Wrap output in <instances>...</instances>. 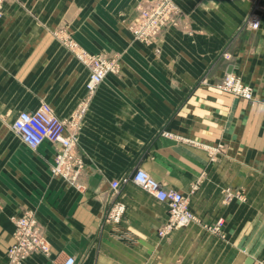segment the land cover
I'll list each match as a JSON object with an SVG mask.
<instances>
[{
	"label": "crops",
	"instance_id": "crops-1",
	"mask_svg": "<svg viewBox=\"0 0 264 264\" xmlns=\"http://www.w3.org/2000/svg\"><path fill=\"white\" fill-rule=\"evenodd\" d=\"M148 1H4L0 264H9L12 219L23 211L35 215L49 255L22 264H264V1L173 0L179 25L158 47L127 30ZM59 29L85 51L119 59L89 99V71L56 38ZM226 74L253 98L218 90ZM42 104L61 120L85 107L79 188L52 175L56 146L32 150L11 130L19 113ZM136 170L187 196L192 221L160 235L164 203L132 183L113 194L111 182ZM114 204L125 208L118 225L106 220Z\"/></svg>",
	"mask_w": 264,
	"mask_h": 264
},
{
	"label": "built area",
	"instance_id": "built-area-1",
	"mask_svg": "<svg viewBox=\"0 0 264 264\" xmlns=\"http://www.w3.org/2000/svg\"><path fill=\"white\" fill-rule=\"evenodd\" d=\"M4 1L0 0V19L3 17ZM180 17L181 10L172 0H151L139 7L135 20L128 24L127 30L136 41L146 46L158 47L163 33L170 27L178 26ZM258 25L256 17L251 15L248 27L257 30ZM60 41L89 71L86 84L87 99L92 96L107 75L118 72L119 64L114 54H89L68 36L60 37ZM215 87L222 92L246 100L253 98L251 87L232 74L224 75ZM84 110L83 106L70 120H61L53 114L47 104H42L33 112L19 113L10 125L11 130L32 150L44 142L56 146L51 173L75 188L80 187L79 178L83 171V164L75 152V147L77 119ZM129 183L167 206L168 219L160 235L175 227L186 226L192 221L193 216L187 207L184 195L164 188L145 171L136 170L130 175L111 182L112 193H117L122 186ZM227 197L231 198V195L228 193ZM124 212L123 205L114 204L108 210L106 220L118 225L122 221ZM12 222L14 226L13 243L7 251L9 264H22L34 254L49 255V245L44 232L32 212L23 211L21 215L14 217ZM62 264H74V259L67 258Z\"/></svg>",
	"mask_w": 264,
	"mask_h": 264
},
{
	"label": "rangeland",
	"instance_id": "rangeland-1",
	"mask_svg": "<svg viewBox=\"0 0 264 264\" xmlns=\"http://www.w3.org/2000/svg\"><path fill=\"white\" fill-rule=\"evenodd\" d=\"M151 1V0H150ZM173 1V0H172ZM149 2V1H148ZM173 3H174V1H173ZM175 4V3H174ZM139 10V9H138ZM55 36H56V38L60 41V37H65V36H68L69 38H71L72 40H73V37H72V35H71V33L68 31V30H66V29H59V30H57V32L55 33ZM134 39V38H133ZM135 40V39H134ZM74 41V40H73ZM136 41V40H135ZM61 42V41H60ZM75 42V41H74ZM145 45V44H144ZM67 49V48H66ZM68 50V49H67ZM84 50V49H83ZM69 51V50H68ZM85 51V50H84ZM87 52V51H86ZM87 53H89V52H87ZM89 54H93V53H89ZM99 54H103V55H110V54H107L106 52H99V53H94L93 55H99ZM114 56L116 57V59H117V61H118V64H119V59H118V57H117V55L116 54H114ZM120 67V66H119ZM237 77V76H236ZM184 198L186 199V200H188L187 199V196H184ZM226 198H227V200H230L231 198H229V197H227V195H226Z\"/></svg>",
	"mask_w": 264,
	"mask_h": 264
}]
</instances>
